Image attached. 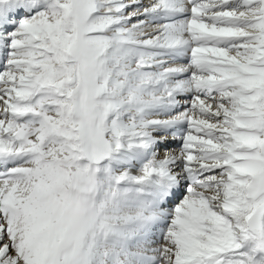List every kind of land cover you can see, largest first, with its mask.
Listing matches in <instances>:
<instances>
[{"label": "snow or ice", "instance_id": "1", "mask_svg": "<svg viewBox=\"0 0 264 264\" xmlns=\"http://www.w3.org/2000/svg\"><path fill=\"white\" fill-rule=\"evenodd\" d=\"M0 264H264V0H0Z\"/></svg>", "mask_w": 264, "mask_h": 264}]
</instances>
